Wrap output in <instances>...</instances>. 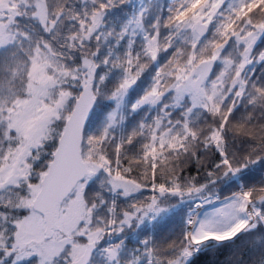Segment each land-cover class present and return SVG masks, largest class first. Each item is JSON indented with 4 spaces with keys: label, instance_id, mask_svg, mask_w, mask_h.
I'll use <instances>...</instances> for the list:
<instances>
[{
    "label": "trees",
    "instance_id": "trees-1",
    "mask_svg": "<svg viewBox=\"0 0 264 264\" xmlns=\"http://www.w3.org/2000/svg\"><path fill=\"white\" fill-rule=\"evenodd\" d=\"M140 1L5 0L0 26L10 37L0 43V161L15 140L7 119L27 95L33 57L38 53L40 63L49 52L59 74L92 79L95 102L81 147L96 167L77 183L83 202L77 226L96 242L88 264H264V202L232 239L205 243L188 256L182 252L185 211L198 196L223 195L239 184L256 187L257 195L264 185V0ZM201 13L206 34L231 39L242 24L259 31L249 47L252 61L241 65L240 45L230 51L225 45L220 53L216 44L205 45L206 34L198 38L193 29ZM225 54L229 72L242 75L235 88L227 87L228 73L209 97L191 103L185 94L170 104L199 59L215 58L205 79L213 80L224 69ZM125 85L109 121L112 95ZM156 92L162 96L155 115L149 96ZM52 123L27 156L31 181L46 168L63 120ZM120 177L133 182V190L124 192L116 184ZM30 193L23 181L0 186V264H38L36 254L16 260L6 254L16 221L29 211ZM70 235L87 239L83 231ZM69 244L53 264L69 262Z\"/></svg>",
    "mask_w": 264,
    "mask_h": 264
},
{
    "label": "rangeland",
    "instance_id": "rangeland-1",
    "mask_svg": "<svg viewBox=\"0 0 264 264\" xmlns=\"http://www.w3.org/2000/svg\"><path fill=\"white\" fill-rule=\"evenodd\" d=\"M4 2L5 0L0 1V8H5ZM140 2V4H142L143 0H141ZM43 9V3L39 2L38 12L42 13ZM203 16L204 14L201 13L199 18L203 19ZM2 21L5 22L4 19H0V25ZM224 21L229 22L228 17L224 19ZM1 26L0 43L5 42L6 39L10 37V34H6L3 32L4 27L1 29ZM218 26L219 24L217 23V30L224 29L218 28ZM243 27L244 25L242 24L241 27L237 28V30H233L232 34L234 36L231 39L226 36L221 37L222 34L216 36L212 32H210L209 34L207 33L203 38L204 43L205 45L210 43L216 44L214 48L215 53H220L225 45L228 46L229 51L233 49V47H239L240 45L241 48L239 50V61L241 65L245 66V62H251L253 59L249 47L253 43V41L258 38L259 31H245L246 29H244ZM142 34L143 37L147 39L146 31H144ZM218 37L219 40L217 39ZM50 55L51 54H49V52H45V54L43 55L44 57L42 58L40 63L37 62V58L40 57L38 53H36L33 57V62L28 73V84L26 89L27 95L23 96L22 98L20 97V102L16 104V107L13 110L11 109L13 114H11V116H9V118L7 119L8 128H12L15 131V140H13L12 144L10 145L11 147H8L9 149L7 148L5 156H3L2 160L0 161V186L10 182L23 181L28 191L31 192L26 197L28 206H30L31 198L34 195L35 191L38 189L41 172L39 173V177L36 182L30 180L29 168L27 167V163L29 162V160L27 159V156L29 154H34L32 149L39 144L40 140L46 135V132L50 131V128L54 127V123H52V121L59 118L64 120L72 104L71 103L69 105V101L71 100V102H73L74 97L78 93L77 92L76 94H74L76 86H81L82 83L89 77L86 74L79 80L73 81L67 78V75L65 74L66 72L64 70H61L63 74H59L57 65L55 64V59ZM221 57V62L223 64L221 68L224 67L225 70L222 69L219 72V75L216 77L217 80L216 78L213 80H205L202 83L200 91L194 93L191 89V81L195 76V73L197 72L196 67L193 71V74H191L190 77L186 79V85L185 82L178 84V87H176L177 91H174L176 92V94L171 95L173 99L172 101H170V104H177L178 102L183 100L185 94L188 95L186 96V98H188L191 103H197L199 101V98L201 99L202 97H209L212 92H215L219 88H222L224 85V76L230 72L229 66L225 67L227 64L226 62L228 55L225 54ZM241 77L242 75L239 73V71L230 73L227 87L230 88V85H232L234 80H236V87L237 83L239 84V79H241ZM63 81L69 82L72 85L62 83ZM125 89L126 85L120 86L112 95L114 103H116V105L114 104L112 110H110V113L108 115L109 121L114 120L115 113L119 110V107L123 100ZM158 91L160 90L158 89ZM161 96L162 95L160 92L150 94L149 97L153 99L152 103H154V107L157 106V102L161 100ZM167 104H169V102H167ZM156 113L157 111L155 107L154 114L156 115ZM88 161L91 168L94 169L96 167L95 161L90 159ZM116 184L120 186L124 192L131 191L134 187L133 182L122 177L117 180ZM78 185H76L74 189H72V192H70L62 201L59 208L60 228L54 230L49 237H44L43 235L44 223L41 214L33 210L31 207H29V211L27 213L22 215L16 221V228L13 233L11 245L10 247H7L6 251V254L10 257L11 260L21 259L31 254H36L38 255L39 259L38 264H53L56 262V259L58 260L59 252L67 243H70L67 248L69 250L70 260L66 264H70L72 259H74L80 253L84 245V240H75L74 237L70 235V233H72V231H83L85 234H87V239H90L91 237H88L90 232L86 231V228L84 229V227L80 228L77 226L80 219L79 212L81 211L83 206L82 196L79 192ZM250 186L251 185L239 184L232 190H230L227 193L228 197L225 198L229 202L227 205H224L222 209L219 208V205L225 204L223 200L211 206L203 207L201 205L203 202L211 198V196L209 197V195L217 192L207 193L205 195L198 196L197 200L195 199L196 202L194 201L195 203L193 202L194 204H192L189 209H191L195 205H200V208L198 209V206H196L193 210L194 213L195 211H197L194 215L195 223L191 225V227H193L191 228L190 232V236L193 242L189 239L188 236L190 228H187L185 226V243L182 251L184 256L190 255V253H192L196 249H199L205 244V242L208 241L206 240L205 242H202L201 239L211 235V231L209 230H212L214 232V236L220 237V239L224 241L232 239L234 235L239 233L242 229L244 230L249 227V225L254 220L255 206L258 205L253 201V199L264 190L262 188L264 187L263 185L260 187L261 192L255 195L253 191L256 189V187L251 186L255 189H251L250 191H246L241 188ZM246 195H248V197ZM201 200L202 202H200ZM242 200L248 201L249 205L251 206V221L236 233L234 232L235 234H229L227 233L226 228L229 225L228 221L231 219V215H229V213L233 214V210L236 209V206L242 204ZM152 215L153 214H151V216ZM211 215L215 217V220L218 217L219 220H217V224L210 223L209 219ZM225 218H227L228 220L226 222L222 221ZM217 229H221L223 232L216 231ZM196 231L197 234H195ZM221 240L214 239L209 242H217ZM111 254H115V252L111 251Z\"/></svg>",
    "mask_w": 264,
    "mask_h": 264
},
{
    "label": "water",
    "instance_id": "water-1",
    "mask_svg": "<svg viewBox=\"0 0 264 264\" xmlns=\"http://www.w3.org/2000/svg\"><path fill=\"white\" fill-rule=\"evenodd\" d=\"M193 29L198 38L203 37L208 30L205 20H196ZM213 56L203 57L197 62V72L191 81L194 93L200 91L202 83L214 68ZM236 80L231 87L234 88ZM95 96L92 79L87 78L80 86L73 99L72 106L64 118L56 144L51 152L46 168L39 178L38 189L30 201V207L39 212L44 223L43 235L49 237L60 228L59 208L64 198L85 177L92 174V168L82 155L83 129L91 114ZM253 201L261 205L264 202V191L254 197ZM94 239H86L80 253L70 264H88L95 248Z\"/></svg>",
    "mask_w": 264,
    "mask_h": 264
},
{
    "label": "built area",
    "instance_id": "built-area-1",
    "mask_svg": "<svg viewBox=\"0 0 264 264\" xmlns=\"http://www.w3.org/2000/svg\"><path fill=\"white\" fill-rule=\"evenodd\" d=\"M241 188L246 190V191H250L254 187L250 186V187H241ZM262 188L264 189V187H262ZM210 196H211V198H209L207 201H205V202H203L201 204L203 207L211 206V205H213L215 203H218L221 200H223L225 204H221V205H219V207L227 205L228 202H229L228 200L225 199V198L228 197L227 194L220 195L218 193H212L211 195H209V197ZM246 196L248 197V195H246ZM200 202H202V200ZM196 206H198L197 207L198 209L200 208V205H195L191 209H189L190 206L186 209V225L185 226L187 228H190L188 236H189V239L191 241H192V239H191V236H190V232H191V228L193 227V226L191 227V225L195 223L194 215L197 212V211H195V213H194L193 210H194V208ZM251 210L252 209H251V206L249 205V202L246 201V200H242V204L236 206V209L233 210V214H232V217H231L232 220H230L228 222L229 225L226 227L227 228V233H229V234H232L234 232L236 233L237 231L242 229V227L247 225V223H249L251 221V218H252ZM245 215H249V219H245V217H244ZM209 231H211V235L207 237L208 239H212V240L219 239V240H221L220 237H217V236L213 235L214 232L212 230H209ZM216 231H220L221 232L222 230L221 229H217Z\"/></svg>",
    "mask_w": 264,
    "mask_h": 264
},
{
    "label": "crops",
    "instance_id": "crops-1",
    "mask_svg": "<svg viewBox=\"0 0 264 264\" xmlns=\"http://www.w3.org/2000/svg\"><path fill=\"white\" fill-rule=\"evenodd\" d=\"M217 220H219L218 217L215 220V217H213L212 215L210 216V219H209L210 223L217 224ZM195 234H197V231L195 232Z\"/></svg>",
    "mask_w": 264,
    "mask_h": 264
},
{
    "label": "bare ground",
    "instance_id": "bare-ground-1",
    "mask_svg": "<svg viewBox=\"0 0 264 264\" xmlns=\"http://www.w3.org/2000/svg\"><path fill=\"white\" fill-rule=\"evenodd\" d=\"M244 217H245V219H249V215H245ZM227 220H228V219L225 218V219H224V222H226ZM230 220H231V219H230ZM230 220H229V221H230ZM229 221H228V222H229Z\"/></svg>",
    "mask_w": 264,
    "mask_h": 264
}]
</instances>
